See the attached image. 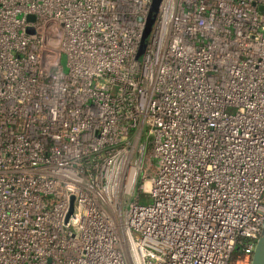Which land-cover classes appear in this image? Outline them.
I'll return each instance as SVG.
<instances>
[{
  "label": "built area",
  "instance_id": "built-area-1",
  "mask_svg": "<svg viewBox=\"0 0 264 264\" xmlns=\"http://www.w3.org/2000/svg\"><path fill=\"white\" fill-rule=\"evenodd\" d=\"M150 4L0 0V264L250 257L264 0H162L137 60ZM149 143L159 165L140 203Z\"/></svg>",
  "mask_w": 264,
  "mask_h": 264
},
{
  "label": "rangeland",
  "instance_id": "rangeland-1",
  "mask_svg": "<svg viewBox=\"0 0 264 264\" xmlns=\"http://www.w3.org/2000/svg\"><path fill=\"white\" fill-rule=\"evenodd\" d=\"M162 0H151V4H150V8L155 12V15L157 14L158 10H159V5L161 3ZM155 19V18H154ZM154 24V22H153ZM152 26L150 27V29L147 31L148 36H141V40L139 44L140 46H138L139 48V54H138V59L142 58L143 52L146 48L149 36L151 34V30H152ZM60 62L63 65L64 71H67V63H66V56L63 54L60 57ZM151 143L147 144L146 149H145V153L143 154V159L142 162L139 163L138 165V174L136 177V190L138 189L139 192L143 193L145 189V186H148L149 183L151 182V180L154 178V176L157 173V166L159 165V159L154 157L151 153ZM140 198L144 199V202L148 201V196L145 194H141ZM143 203V202H142ZM239 248V247H238ZM237 250L241 251V249L239 248ZM234 256V259H232ZM251 256V255H250ZM233 260V263H237V264H249L250 263V257L246 260L245 258H241L240 255L236 254V256L232 253L231 257ZM230 264V263H229Z\"/></svg>",
  "mask_w": 264,
  "mask_h": 264
},
{
  "label": "water",
  "instance_id": "water-1",
  "mask_svg": "<svg viewBox=\"0 0 264 264\" xmlns=\"http://www.w3.org/2000/svg\"><path fill=\"white\" fill-rule=\"evenodd\" d=\"M28 18H29V20H34L33 16H29ZM154 18H155V12L150 8L149 12L147 14L145 27H144V30L142 32V36H148V35H146L147 31L152 26V24L154 22ZM138 54H139V48L137 50L135 58L137 60H140V59L137 58ZM72 208L73 207H72V203H71L68 215L72 212ZM249 264H264V221H263V223L261 225L260 232H259V234H258V236H257V238L255 240V244H254V248L252 250L251 256H250V263Z\"/></svg>",
  "mask_w": 264,
  "mask_h": 264
},
{
  "label": "trees",
  "instance_id": "trees-1",
  "mask_svg": "<svg viewBox=\"0 0 264 264\" xmlns=\"http://www.w3.org/2000/svg\"><path fill=\"white\" fill-rule=\"evenodd\" d=\"M138 194H139V197H138L139 202H140V203H142V202L145 203V202H144V199L140 198V195L143 194V193L139 192ZM145 195H146V194H145ZM147 202H149V198H148V201H147ZM233 254H234L235 256H236V254H237V255L239 254L241 258L246 257V254L244 253L243 250H241V251L239 250V251H238V250L236 249V250L233 252ZM232 259H234V256H233ZM232 259L230 258V264H234Z\"/></svg>",
  "mask_w": 264,
  "mask_h": 264
},
{
  "label": "bare ground",
  "instance_id": "bare-ground-1",
  "mask_svg": "<svg viewBox=\"0 0 264 264\" xmlns=\"http://www.w3.org/2000/svg\"><path fill=\"white\" fill-rule=\"evenodd\" d=\"M133 176V170L131 171V175H130V177H132Z\"/></svg>",
  "mask_w": 264,
  "mask_h": 264
}]
</instances>
